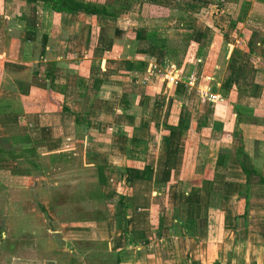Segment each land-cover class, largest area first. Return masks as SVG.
<instances>
[{"label":"crops","instance_id":"crops-1","mask_svg":"<svg viewBox=\"0 0 264 264\" xmlns=\"http://www.w3.org/2000/svg\"><path fill=\"white\" fill-rule=\"evenodd\" d=\"M112 4L124 12L0 0V148H21L0 152V264H81L65 252L97 239L119 264H207L210 253L235 264L240 245L243 263L259 264L264 0ZM81 151L102 221L67 217L80 193L41 164Z\"/></svg>","mask_w":264,"mask_h":264},{"label":"rangeland","instance_id":"rangeland-1","mask_svg":"<svg viewBox=\"0 0 264 264\" xmlns=\"http://www.w3.org/2000/svg\"><path fill=\"white\" fill-rule=\"evenodd\" d=\"M214 12H216V11H214ZM223 14L224 13H219L218 17H221ZM240 31H241V28H240ZM253 38L255 39V37H253ZM252 44H254V43H252ZM261 76L264 77V75H261ZM8 143L9 142L7 141L6 144H3V142L1 141L2 148L6 151L21 149L20 145H11ZM26 146L27 145H24L23 148H25ZM83 148H84V146L82 144L81 150H83ZM81 154L82 155L79 154V155L75 156L74 161L72 158L63 157V156L59 157V155H55L56 157L52 161L50 159L51 156H46V155L41 156L42 158H40V160H41L42 165L43 164L49 165L47 170L50 171V173L53 175V177L58 175L57 179H60L64 182H67L70 184L68 186L67 185L65 186L66 187L65 194H67L69 192L74 193L75 190H77L78 193H80V195H79V201L80 202L75 203V206H74L75 210L74 211L67 212V215H66L67 217H71V218L74 217L77 220L79 219L80 222H85V221L91 220L92 218H96V217H97V221H95V222H98L99 220L102 221L101 219H104V215H105L103 212L106 209H108V205H106L104 203V200H102V198L99 194L100 193V187L99 186L96 189L91 187L92 190H95V192L97 194V196H96L97 199H96V201H92L90 204H88V200H87L88 198L86 197L88 194V191H87L88 186L87 185L83 186L84 185L83 182L86 179H91V180L94 179V173L92 172L93 171L92 169L89 170L84 165L82 151H81ZM32 157H35V156L32 155ZM73 168L76 170V175L72 171ZM95 174L97 177L99 175L103 176L101 174H104V171L101 169H98V170H95ZM73 179L77 180L76 181L77 183L71 185V182H73ZM0 190H3V189L0 188ZM84 193H86V195H84ZM72 195H74V194H72ZM94 211H96L95 212L96 216L94 215ZM86 223H88V222H86ZM86 223H83L82 226H85ZM97 224L99 225V223H97ZM100 225H101V223H100ZM246 226H247V221H246L244 216H243V218L238 219L237 228L239 229V231H237V233H236L238 238H244L246 236V234H247ZM240 246L235 252V258L230 259L232 262L235 261L234 262L235 264H239L241 262L243 263L244 251L242 250V248H240ZM79 247L80 248L84 247V249H85L84 252L81 253V252L74 251L73 254H70L69 252H65L64 262H67L68 260H72L73 259L72 255H74L76 258L78 256V261L81 264H116L115 262L117 261L118 254L111 252L109 250V248H110L109 242H106L104 240L100 241L97 239L94 242H89V243L88 242H81L79 244H76L75 249H78ZM210 250L214 251L212 249H210ZM263 252H264V250L260 251V253H263ZM208 258L210 259V263L212 260L218 259L215 256V253L213 255H211V253H210V257H208ZM230 263L231 262L229 261L226 264H230ZM259 264H264V259L261 260V258H260Z\"/></svg>","mask_w":264,"mask_h":264},{"label":"trees","instance_id":"trees-1","mask_svg":"<svg viewBox=\"0 0 264 264\" xmlns=\"http://www.w3.org/2000/svg\"><path fill=\"white\" fill-rule=\"evenodd\" d=\"M45 2H50L52 4V9L57 12H64V13H70V14H78V13H86V14H92V15H103L107 17H116L122 12H124V9H118L116 8L112 2L113 0H42ZM28 148L30 152L35 153L34 148ZM0 152L3 155V148H0ZM14 152H11L13 154ZM244 171L246 174H249V170L247 165H243ZM249 188L250 186H246V203L248 205L249 203ZM120 257L118 255L116 264H119ZM192 264H201L200 262L194 261ZM207 264H223L219 259L212 260L211 263ZM231 264V263H230ZM256 264V263H252Z\"/></svg>","mask_w":264,"mask_h":264},{"label":"built area","instance_id":"built-area-1","mask_svg":"<svg viewBox=\"0 0 264 264\" xmlns=\"http://www.w3.org/2000/svg\"><path fill=\"white\" fill-rule=\"evenodd\" d=\"M169 82L170 83H176L177 82V78H175V76H172L169 78Z\"/></svg>","mask_w":264,"mask_h":264}]
</instances>
